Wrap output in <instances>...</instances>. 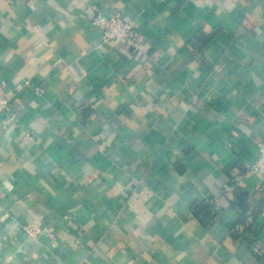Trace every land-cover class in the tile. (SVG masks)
<instances>
[{
  "label": "crops",
  "instance_id": "obj_1",
  "mask_svg": "<svg viewBox=\"0 0 264 264\" xmlns=\"http://www.w3.org/2000/svg\"><path fill=\"white\" fill-rule=\"evenodd\" d=\"M2 83L0 264H264V0H0Z\"/></svg>",
  "mask_w": 264,
  "mask_h": 264
},
{
  "label": "built area",
  "instance_id": "obj_2",
  "mask_svg": "<svg viewBox=\"0 0 264 264\" xmlns=\"http://www.w3.org/2000/svg\"><path fill=\"white\" fill-rule=\"evenodd\" d=\"M92 26L99 28L103 41L119 42L128 48H139V33L135 22L124 18L119 13H97L90 20ZM17 91L20 87H17ZM10 89L5 83L0 84V116H3L10 107ZM264 177V141L258 143L257 159L252 167Z\"/></svg>",
  "mask_w": 264,
  "mask_h": 264
}]
</instances>
